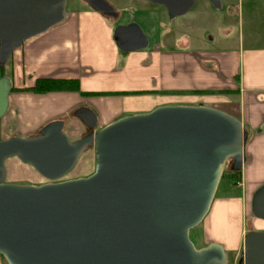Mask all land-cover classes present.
I'll list each match as a JSON object with an SVG mask.
<instances>
[{
  "label": "water",
  "instance_id": "obj_1",
  "mask_svg": "<svg viewBox=\"0 0 264 264\" xmlns=\"http://www.w3.org/2000/svg\"><path fill=\"white\" fill-rule=\"evenodd\" d=\"M168 18L197 0H148ZM215 9L221 0H206ZM118 18L105 0H84ZM67 0H0V68L29 39L62 23ZM120 51L144 49L140 26L117 25ZM10 78H0V119L9 109ZM73 115L88 132L70 140L64 119L35 134L0 140V256L7 264H227L218 242L196 248L189 232L208 214L226 166L242 169L247 133L241 122L215 108L168 105L117 119L97 129L89 108ZM93 148L94 172L59 181ZM16 157L48 183H4L5 161ZM250 211L264 221V184ZM237 264H264V231L248 230Z\"/></svg>",
  "mask_w": 264,
  "mask_h": 264
},
{
  "label": "crops",
  "instance_id": "obj_2",
  "mask_svg": "<svg viewBox=\"0 0 264 264\" xmlns=\"http://www.w3.org/2000/svg\"><path fill=\"white\" fill-rule=\"evenodd\" d=\"M78 1L83 5L69 11L62 23L29 39L12 54L10 79L15 91L10 92L9 109L2 120L12 125H7L12 127L11 134L29 136L21 133L29 127L19 120L22 112L15 111L11 119L8 115L12 108L16 110L22 102L40 95L42 108H57L56 119H64V132L75 140L88 132L73 115L81 107L95 112L99 129L160 106L220 105L247 133L242 169L234 184L241 196L213 201V211L205 219V236L209 242L222 244L233 254L232 264H237L249 229L232 226L230 221L235 216H252L253 193L264 184V47L254 46L251 38L244 36V19L240 8L231 7L232 0H221L220 10L206 0H197L191 17L174 19L164 31L161 25L166 11L148 0H107L118 13L116 19ZM234 20L236 33L229 25ZM133 21L146 36L147 47L120 51L114 29ZM205 22L209 25L204 28ZM39 78L76 79L79 91L90 94L21 90ZM252 219L250 229L264 231V221ZM216 229H221L223 236H216ZM0 264H7L2 256Z\"/></svg>",
  "mask_w": 264,
  "mask_h": 264
},
{
  "label": "rangeland",
  "instance_id": "obj_3",
  "mask_svg": "<svg viewBox=\"0 0 264 264\" xmlns=\"http://www.w3.org/2000/svg\"><path fill=\"white\" fill-rule=\"evenodd\" d=\"M232 1H233V5H231V7L240 8L241 16L244 19L242 24L243 25L242 31L244 36L246 38L250 37L252 44L254 46L264 47V0H239V1L232 0ZM79 5H83V2L80 3L78 0H67L66 10L67 12H69ZM196 9H197V5L194 6V8L190 9L186 15H188V17H191L196 12ZM214 15L216 16V12H214ZM253 15L255 16V18L253 19L254 23L252 22L251 25L249 24V19L252 18ZM172 21H173L172 19L168 18V16L165 15L161 25L162 31H164L166 27H169L168 25L173 23ZM206 25H209V23L205 22V24H203V27L205 28ZM229 25L233 28L234 33H236L237 25L235 23V20L232 21L231 24ZM10 66L11 63L9 60L6 64V67L0 70V75L8 74L10 76ZM22 91H27V90H22ZM38 97H40V95ZM38 97H34L33 99L30 98L29 101L27 102L24 101V103L22 102V105L16 110L15 108H12L10 112L11 114L9 113L10 115H8V117L10 118L7 117L8 119H11V117L14 118L15 111L17 110H20L19 113L22 112L20 114L21 116L19 117V120L22 121L23 125L24 124L29 125V127L26 128L28 132H21L22 134L25 135L35 134L43 125H45L49 121L59 118V115H56L58 109L53 108L52 106L51 107L46 106L45 109H43L42 108L43 104H40V102L38 101V99L40 98ZM216 106L217 107H211V108H215L220 111H223V109L219 107L220 105H216ZM8 124H9L8 121L6 123V121L2 120V118L0 119V140H4L12 136H18L15 135L16 133L11 134L10 130L12 129V127L9 128L8 126L11 124L9 125ZM5 164L7 165L8 168V175L6 179L8 182H12L14 184L28 183L32 185H41L49 182L47 179H45L40 174H38V172L35 171L31 166L22 163L16 157L8 158L5 161ZM94 168H95L94 150L93 148H90L82 153V155L78 159L73 169L65 176L60 178L59 181L87 177L94 172ZM225 173L226 174L222 176L219 182L214 200L223 196L229 198H240L241 196V191L238 188H236L234 185L237 179L234 180L231 179V176L229 175L230 170L228 169L227 166L225 169ZM212 208H213V203L204 220L189 232L190 240L192 241L194 246L198 249L204 247L209 242L208 238L205 236V228H206L205 219H207V217H210V214L213 211ZM252 221H253L252 216L250 214H246L244 217L235 216L230 222L232 223V226L234 225L244 226V228L250 230V228L252 227ZM228 227L230 228L231 226L227 225V228ZM213 233H215V235L218 237H221L224 234L221 229H216L213 231ZM226 255H227V264H232L233 254L231 252H226Z\"/></svg>",
  "mask_w": 264,
  "mask_h": 264
},
{
  "label": "trees",
  "instance_id": "obj_4",
  "mask_svg": "<svg viewBox=\"0 0 264 264\" xmlns=\"http://www.w3.org/2000/svg\"><path fill=\"white\" fill-rule=\"evenodd\" d=\"M21 90L31 91L36 94H44L57 91H79V83L76 79H53V78H39L36 79L34 84L31 87H27ZM12 91H15V88L12 87ZM81 93V92H80ZM81 94H90V93H81ZM240 171L230 172L229 175L231 179H238ZM225 171L224 174L225 175ZM237 182V181H236Z\"/></svg>",
  "mask_w": 264,
  "mask_h": 264
},
{
  "label": "flooded vegetation",
  "instance_id": "obj_5",
  "mask_svg": "<svg viewBox=\"0 0 264 264\" xmlns=\"http://www.w3.org/2000/svg\"><path fill=\"white\" fill-rule=\"evenodd\" d=\"M196 3H197V1H196ZM195 6H196V4H195ZM194 8V7H193ZM187 13H185L184 15H186ZM184 15H182V16H184ZM182 16H177V17H174V18H172V20H174V19H177V18H179V17H182ZM111 18V17H110ZM112 19V18H111ZM134 22V21H133ZM6 67V65L3 67V68H0V70L1 69H4ZM3 76H6V77H8V78H10V76L8 75V74H2V75H0V78L1 77H3ZM11 80V79H10ZM11 91H12V89H11ZM25 164V163H24ZM28 165V164H27ZM30 166V165H29ZM7 175H8V168H7V165H6V176H5V179H4V183H12V182H8L6 179H7ZM50 182V181H49ZM17 184V183H16ZM18 184H24V185H32V184H28V183H18Z\"/></svg>",
  "mask_w": 264,
  "mask_h": 264
}]
</instances>
